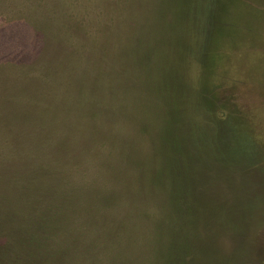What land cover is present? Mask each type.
I'll use <instances>...</instances> for the list:
<instances>
[{
	"label": "rangeland",
	"instance_id": "1",
	"mask_svg": "<svg viewBox=\"0 0 264 264\" xmlns=\"http://www.w3.org/2000/svg\"><path fill=\"white\" fill-rule=\"evenodd\" d=\"M224 1L0 0V264H264V0Z\"/></svg>",
	"mask_w": 264,
	"mask_h": 264
},
{
	"label": "trees",
	"instance_id": "2",
	"mask_svg": "<svg viewBox=\"0 0 264 264\" xmlns=\"http://www.w3.org/2000/svg\"><path fill=\"white\" fill-rule=\"evenodd\" d=\"M219 2L222 4L225 3L224 0H219ZM234 2H235V0H234ZM235 6H236V3H235ZM236 7H238V6H236ZM218 16H220V18H219L220 21L218 22V25H216V27H218L219 30H221L223 27L233 26L235 32H237L239 29L242 28V26L239 25V23L235 25V20L237 19V17H235V14L233 12H229L228 9H225V6L223 7V10H221V13L218 14ZM226 19L230 20V21L234 20V22L229 23V25H228V21ZM216 24H217V21H216Z\"/></svg>",
	"mask_w": 264,
	"mask_h": 264
}]
</instances>
